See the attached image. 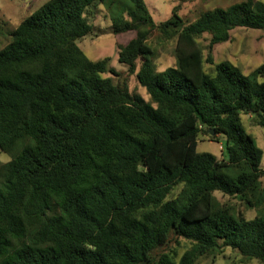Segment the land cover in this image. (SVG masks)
<instances>
[{
	"label": "trees",
	"instance_id": "trees-1",
	"mask_svg": "<svg viewBox=\"0 0 264 264\" xmlns=\"http://www.w3.org/2000/svg\"><path fill=\"white\" fill-rule=\"evenodd\" d=\"M107 1L49 0L0 50V151L13 156L0 168V264H198L228 248L264 264L263 151L241 123L253 115L264 127V64L245 75L214 58L234 29L264 30V3L184 24L181 6L195 0H181L157 24L145 0H131L113 32L136 33L119 61L147 102L77 44L93 31L89 9ZM154 36H178L176 67L156 71ZM210 130L226 138L222 160L198 151ZM173 236L193 244L179 261L157 254Z\"/></svg>",
	"mask_w": 264,
	"mask_h": 264
},
{
	"label": "rangeland",
	"instance_id": "rangeland-1",
	"mask_svg": "<svg viewBox=\"0 0 264 264\" xmlns=\"http://www.w3.org/2000/svg\"><path fill=\"white\" fill-rule=\"evenodd\" d=\"M49 0H0V50H2L11 41V33L21 24V22L39 9ZM181 0H145L147 8L154 22L159 24L169 20L174 13L175 8ZM246 0H195L193 2L183 3L179 16L184 24L197 21L200 14L205 11L224 9L240 4ZM264 3V0H257ZM132 7L131 0H108L100 4L97 8H91L88 12V18L93 26L91 35L77 42L79 48L85 55L93 60L100 61L109 59V65L115 69L121 76L115 77L111 74H104V78H113L116 84L126 83L128 89L135 94L140 95L147 102H151L147 90L140 85L136 73L129 72L128 67L119 61V47H125L132 39L136 37L135 32H128L115 35L113 32L114 21L117 19L129 20L127 9ZM205 40L200 41L201 46L207 45ZM178 36L170 40H160L152 37L149 44L156 52L155 65L157 72H163L168 68L177 66L175 57V47ZM214 58L216 63L231 62L239 67L245 75H251L262 64H264V30H253L246 28H236L231 32V40L217 45L214 48ZM206 71L212 74L214 67L206 64ZM140 69L138 62L137 72ZM241 123L247 132L253 136L256 145L263 151L262 168L264 169V127L257 125V117L253 115L241 116ZM204 134L198 141V151L200 153H210L220 160L226 157L225 136H213ZM13 156L0 151V168L10 163ZM264 184V181H263ZM1 185V181H0ZM180 189H177L171 198H174ZM215 198L227 207L233 208L234 212L241 214L248 220L257 216L256 209H248L236 198L223 196L216 192ZM193 247L190 241L183 238L172 237L167 247L160 249L157 254L170 253L179 261L180 258ZM198 264H263L254 258H245L239 251L231 248L223 253L203 257Z\"/></svg>",
	"mask_w": 264,
	"mask_h": 264
},
{
	"label": "water",
	"instance_id": "water-1",
	"mask_svg": "<svg viewBox=\"0 0 264 264\" xmlns=\"http://www.w3.org/2000/svg\"><path fill=\"white\" fill-rule=\"evenodd\" d=\"M209 134H210L211 136H215V135H216V130H210V131H209Z\"/></svg>",
	"mask_w": 264,
	"mask_h": 264
}]
</instances>
